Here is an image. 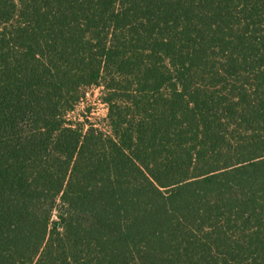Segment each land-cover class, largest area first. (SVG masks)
<instances>
[{"label":"trees","instance_id":"1","mask_svg":"<svg viewBox=\"0 0 264 264\" xmlns=\"http://www.w3.org/2000/svg\"><path fill=\"white\" fill-rule=\"evenodd\" d=\"M0 264H264V0H0Z\"/></svg>","mask_w":264,"mask_h":264},{"label":"rangeland","instance_id":"2","mask_svg":"<svg viewBox=\"0 0 264 264\" xmlns=\"http://www.w3.org/2000/svg\"><path fill=\"white\" fill-rule=\"evenodd\" d=\"M101 90L99 88H90L86 91V97L77 107L76 112L72 115L74 118L84 119L86 115L90 121L103 127L101 122L107 115V107L101 100Z\"/></svg>","mask_w":264,"mask_h":264}]
</instances>
